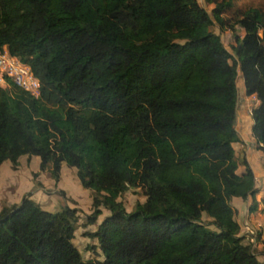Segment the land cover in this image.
I'll return each mask as SVG.
<instances>
[{"label": "trees", "instance_id": "trees-1", "mask_svg": "<svg viewBox=\"0 0 264 264\" xmlns=\"http://www.w3.org/2000/svg\"><path fill=\"white\" fill-rule=\"evenodd\" d=\"M203 1L209 11L199 0H0V48L40 83L36 96L0 87V163L37 155L55 180L61 162L74 166L92 191L87 222L109 211L91 259L71 241L74 207L2 204L0 264H264L230 204L251 195L256 208L253 171H237L232 144L239 69L264 145V9L229 23L242 30L232 54L210 29L232 0ZM138 186L144 200L125 209L117 197Z\"/></svg>", "mask_w": 264, "mask_h": 264}, {"label": "rangeland", "instance_id": "rangeland-1", "mask_svg": "<svg viewBox=\"0 0 264 264\" xmlns=\"http://www.w3.org/2000/svg\"><path fill=\"white\" fill-rule=\"evenodd\" d=\"M199 2L209 11L210 8L208 5L202 2V0H199ZM247 6H256L264 9V0H232V6L222 13L224 19L223 25H219L214 20L210 25V29L219 34L222 43L232 54L233 50L231 47L234 44V37L235 35L240 36L242 30L236 26L234 28H229L228 26L233 21L234 16ZM237 76L239 78L237 79L236 86L237 97L234 127L238 139L232 144L237 161V170L243 169V162H249L248 165L251 163L250 165L253 167L254 176L262 181V178L264 179V145H255L253 138H251L253 136L250 130L252 122L251 110L257 104V100L253 94L245 93L239 69L237 70ZM8 165V160L0 164V204H2L5 198L16 201L20 196L27 195L37 201L44 209L56 210L63 205L74 207L77 220L71 239L72 243L76 246L83 258L101 259L102 254L98 248V242L90 233L95 230L99 221L109 211L104 206H100V213L96 216L95 220L93 222H87L86 217L92 210V191L80 184L75 173V167L68 166L62 162L58 179L55 180L47 171L44 170L45 172H41L39 167V170L36 169L32 173L31 171L37 168L36 163L35 165L30 163L26 168H18L15 166L11 170ZM5 169H8L7 172ZM117 198L123 202L125 209H130L135 201L144 200L143 187H128ZM250 217H252V213H250ZM202 219L207 221L208 217L202 215ZM243 221L244 223L241 221V230L250 231L249 229L251 228L246 225V220ZM259 226L258 228L262 227V225ZM257 229H252V231ZM252 231L250 233L254 235ZM242 235H245V233ZM253 246L255 245L253 244ZM257 250L256 247H253L257 258L264 259L260 253H257Z\"/></svg>", "mask_w": 264, "mask_h": 264}, {"label": "crops", "instance_id": "crops-1", "mask_svg": "<svg viewBox=\"0 0 264 264\" xmlns=\"http://www.w3.org/2000/svg\"><path fill=\"white\" fill-rule=\"evenodd\" d=\"M202 2H204V1L202 0ZM205 4L208 5L209 8H211L212 5H213V2L210 1V2L205 3ZM251 138H253V137H251ZM253 142H254V139H253ZM36 156L37 155H26V154L19 155L18 158H17L16 167H18V168H21V167L26 168L27 166H29L30 163H32L33 165H35V163H36L37 168H35L34 171H31L32 173H34L36 171V169H38V167H39L38 166L39 158L36 159ZM3 161H5V160H3ZM8 166H9L10 170L13 168V166H12L10 161H9V165ZM61 166H62V162L60 164V167ZM250 167H251V169L253 171V174H254V170H253L252 165H250ZM7 170L8 169H5L6 172H7ZM241 170L242 169H238L237 171L239 172ZM262 170H263V168H262ZM45 171H47V170H45ZM45 171L41 169V172H45ZM6 172H4V173H6ZM263 196H264V179L262 178V181H260L254 176L253 199L256 201V208L254 210H252V211L248 210V206H249V204L251 202V199H252L251 195H248L244 199L241 198V197H238V196H232L231 199H230V204L234 208V211H235L234 212V217H235V219L237 220V222H238V224L240 226L239 234H244L245 233V237L247 239L251 240L252 241V245L254 244L257 249H259L262 245H264V229L262 230V228L264 226V209L261 208V203H260V198L263 197ZM21 197L22 196H20V198ZM20 198L18 200H16V201L8 200V199L5 198L3 200V202H2V204L18 202L20 200ZM2 204H0V206ZM250 213H252V217H250ZM243 220H246L245 223H246V225H248L251 228V229H249L250 231H252V229H257L258 227H260L259 225H262V227L258 228L257 230L252 231L254 233V235H252L250 233V231L241 230L242 223H244ZM241 221H242V223H241ZM255 235H258L257 239H256V242H255ZM260 255H262L263 258H264L263 254H260ZM260 260H264V259H260Z\"/></svg>", "mask_w": 264, "mask_h": 264}, {"label": "built area", "instance_id": "built-area-1", "mask_svg": "<svg viewBox=\"0 0 264 264\" xmlns=\"http://www.w3.org/2000/svg\"><path fill=\"white\" fill-rule=\"evenodd\" d=\"M8 82L36 96L40 83L31 71L29 65L22 62L16 55L10 54L5 46L0 48V87Z\"/></svg>", "mask_w": 264, "mask_h": 264}]
</instances>
